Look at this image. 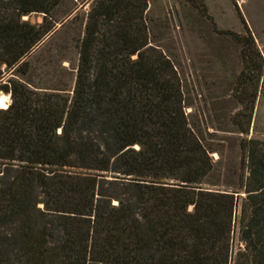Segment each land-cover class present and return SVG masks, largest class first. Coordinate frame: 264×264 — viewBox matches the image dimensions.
<instances>
[{
  "label": "trees",
  "instance_id": "1",
  "mask_svg": "<svg viewBox=\"0 0 264 264\" xmlns=\"http://www.w3.org/2000/svg\"><path fill=\"white\" fill-rule=\"evenodd\" d=\"M187 1L241 48L240 210L234 192L204 187L215 163L152 44L148 0L92 1L72 93L5 79L29 73L63 0H0V92L12 99L0 108V264H264V142L247 137L264 58L248 30L217 29L205 0ZM33 13L43 22L23 19Z\"/></svg>",
  "mask_w": 264,
  "mask_h": 264
},
{
  "label": "rangeland",
  "instance_id": "2",
  "mask_svg": "<svg viewBox=\"0 0 264 264\" xmlns=\"http://www.w3.org/2000/svg\"><path fill=\"white\" fill-rule=\"evenodd\" d=\"M93 0H63L55 11L57 24L30 54L26 75H10L32 88L72 89L79 61L78 40L84 32V16ZM215 27L242 35L250 32L264 58V0H205ZM33 24L43 14L24 16ZM147 21L152 44L173 61L182 79L191 126L210 149L215 163L204 187L235 193L238 208L245 194L247 169L242 163L241 139L233 115L242 109L237 99V79L243 69L241 48L229 34H219L212 22L187 0H148ZM248 84V90H251ZM39 89V88H37ZM1 95L9 96L4 91ZM248 138L264 142V76L256 99ZM240 211H238V216ZM233 257L242 247L239 228L232 234Z\"/></svg>",
  "mask_w": 264,
  "mask_h": 264
},
{
  "label": "bare ground",
  "instance_id": "3",
  "mask_svg": "<svg viewBox=\"0 0 264 264\" xmlns=\"http://www.w3.org/2000/svg\"><path fill=\"white\" fill-rule=\"evenodd\" d=\"M0 98H4V103L6 104V107H2V108H7L8 107V104L10 103L9 101V96L7 95H1Z\"/></svg>",
  "mask_w": 264,
  "mask_h": 264
},
{
  "label": "snow or ice",
  "instance_id": "4",
  "mask_svg": "<svg viewBox=\"0 0 264 264\" xmlns=\"http://www.w3.org/2000/svg\"><path fill=\"white\" fill-rule=\"evenodd\" d=\"M6 107V104L4 103V98H0V108Z\"/></svg>",
  "mask_w": 264,
  "mask_h": 264
}]
</instances>
